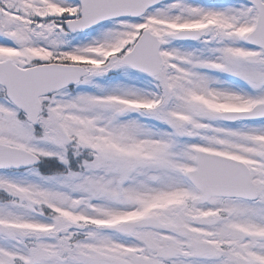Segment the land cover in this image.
Here are the masks:
<instances>
[{
	"label": "snow or ice",
	"instance_id": "snow-or-ice-1",
	"mask_svg": "<svg viewBox=\"0 0 264 264\" xmlns=\"http://www.w3.org/2000/svg\"><path fill=\"white\" fill-rule=\"evenodd\" d=\"M0 264H264V0H0Z\"/></svg>",
	"mask_w": 264,
	"mask_h": 264
}]
</instances>
